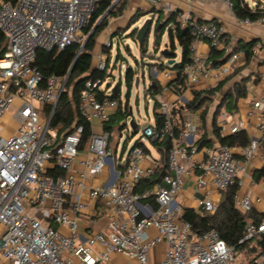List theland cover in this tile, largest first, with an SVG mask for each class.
I'll use <instances>...</instances> for the list:
<instances>
[{
    "label": "built area",
    "instance_id": "obj_1",
    "mask_svg": "<svg viewBox=\"0 0 264 264\" xmlns=\"http://www.w3.org/2000/svg\"><path fill=\"white\" fill-rule=\"evenodd\" d=\"M99 1L0 0V264H117L119 258V264H264V177L257 181L247 168L257 156L264 164L260 152L264 122H258L259 135L245 146L218 143L198 148L197 115L186 117L179 133L175 130V103L184 105L195 92L211 91L247 57L245 49L223 42L224 30L218 23H198L190 15L199 3L223 2L231 11L232 0H180L189 11L178 14L177 22L192 28L194 38L191 62L184 68L185 91L175 101L167 97L174 73L166 68L157 111L163 123L158 127L154 120L146 125L122 158L110 148L113 131H92L82 146V125H73L69 133L51 125L69 74L44 79L34 65L39 50L83 47L88 40L85 28ZM256 22L264 26V18ZM237 23L254 22L237 19ZM201 40L223 54L220 63L196 50ZM103 47L111 50L113 39ZM259 50L254 45L252 55ZM164 64L169 65L168 60ZM107 67L101 60L96 69ZM259 78L264 82V74ZM103 83L89 78L80 94L78 115L91 124H108L122 110L121 99L112 97L114 87ZM257 114H264V91L253 98L248 116ZM216 127L221 137H228L246 130L247 124L232 121L223 108ZM166 140L171 144L166 172L159 182L143 187L163 168L161 158L145 148ZM200 151L203 155L197 158ZM50 170L61 174L50 175ZM101 176L103 183H89ZM191 182L200 193L192 197V209L198 212L216 214L224 195L236 187L235 208L259 214V221L250 220L245 226L241 252L228 246L216 230L197 232L183 221L186 207L180 196ZM255 187L260 192L254 194ZM99 210L107 213L108 222L104 229L93 230ZM162 245L161 258L154 261V250Z\"/></svg>",
    "mask_w": 264,
    "mask_h": 264
},
{
    "label": "trees",
    "instance_id": "obj_2",
    "mask_svg": "<svg viewBox=\"0 0 264 264\" xmlns=\"http://www.w3.org/2000/svg\"><path fill=\"white\" fill-rule=\"evenodd\" d=\"M6 1L11 2L12 0H6ZM113 1L114 0L99 1L94 15L91 17L88 26L85 28V34L87 36H89L92 33L93 28L99 22V20L106 15L110 7L113 5ZM257 1H258L257 3L258 6L256 8H251L247 0H232L231 11L237 19H248L251 22H256L257 20L264 18V9H259L260 5L264 6V0H257ZM111 12H113V9L110 11V13ZM119 12H122V10H119ZM112 15H110V17H112ZM177 15H178L177 13L170 12L165 22H162L163 21L162 16L161 15L159 16L155 25L154 44L159 45V40L168 30V44L170 49L168 50L167 54L163 53L164 58L166 60L168 59V61L170 59L175 60L177 57L176 50L178 48H180L181 50V60L179 62H176L175 60L173 64L171 65L164 64L161 67L162 72L167 68L174 73V78L170 81L168 88L172 94H174L177 97H180L182 96L186 88L184 68L187 64L191 62V54H192L191 47L194 38L192 36V28L182 27L177 22ZM197 21L198 23L205 22L200 20ZM211 22H216V21L212 20ZM161 23H162L161 29L157 30V27ZM107 26H108V19L104 17L99 23L96 30L88 38V40L86 41L83 47H81V45H72L61 51L39 50L37 52L36 60L34 63L35 67H37V69L41 72L44 79H47L51 75L66 76L69 74V72L73 67V70L69 75L66 90L62 94L60 101L55 109L51 125L53 127L61 126L62 127L61 133L71 132L73 130V125H82L84 128V133L82 136V146L87 142V140L92 134V124L78 115L77 106L81 91L85 87V81L87 79L99 78L102 81H105L106 78L105 71H100L93 68L92 60H93V51L96 45V38L101 32L104 31V29ZM136 32L137 30L134 31V33ZM2 41L3 38L2 35H0V44ZM253 45H254L253 43L239 42L235 46V49L236 50L245 49L247 51L246 59L248 60L252 56L251 49ZM144 47L145 48L147 47V40H145L144 43L140 46V50L144 49ZM2 52L3 51L0 52V56L2 55ZM106 52L110 53V50L108 51L106 50ZM220 56H222V53L216 51L215 49H212L209 59L212 60L214 64L220 63L222 61L219 58ZM107 61H108L107 62V66H108L109 57L107 58ZM83 78L86 79L83 80L82 82L77 83L78 80H81ZM135 81H136L135 71H133L132 68H128L125 74V82L127 86L131 88L132 85L135 83ZM225 83L226 81L223 80L211 91L195 92L194 98L191 101L180 106L181 107L180 111L187 110V111L195 112L201 110L208 102L214 101L215 99L214 96L217 95L218 92L222 90ZM71 86H72V93L70 97L68 89ZM120 86L121 84L119 83L117 86L114 87V90L112 91L113 98H120L121 96ZM148 90L155 97V95L159 90V86L155 82V85H150ZM245 95H246L245 88L242 86V84H238L236 87V98L243 97ZM158 105L159 103L156 100L155 108H157ZM225 105L227 106L231 105L230 106L231 108L234 107V106L232 107L231 103H227V99L223 100L220 104H218L217 109L215 111V115L213 117V131L219 144L233 145L236 143V137L235 136L221 137L216 127L217 115L219 111L224 108ZM45 110L47 113H50L51 108L46 107ZM128 113L129 111L126 105V110H124V114L127 115ZM122 114L123 113L120 109L118 116ZM205 115H206V111H204L202 114L203 121L205 119ZM117 118L118 117H115L110 121V123L105 124L104 127L107 131H112V126L109 124L116 121ZM155 122L158 127L161 126L163 123V118L158 113H156ZM181 124L182 123H179V121L175 117V130L177 133H179V131L181 130ZM137 128H138L137 125H135V131L133 130V132L136 133ZM125 145L126 143L124 144V146ZM211 145H212L211 140L207 139L205 135L197 140L198 148H203ZM152 146L157 148L161 152V160L163 163V168H161L160 171H158L154 177L145 180L142 183L143 187H150L154 183L159 182L162 174H164L167 169L168 151L171 146L170 141L166 140L163 143L155 142L152 144ZM145 150L149 152L147 148H145ZM124 151H125V147L123 148L122 155L124 154ZM49 174L56 175V174H61V172L59 170H50ZM263 177H264V167L258 172V178L260 179ZM235 192H236V187H233L230 190H228V192L224 195V199L222 200L220 208L216 214L207 215L195 211L193 209H185V212L183 214V221L190 223L193 229L197 232H205L211 229L216 230L219 233L220 238L228 246L232 248H236L237 252L239 251L241 252L245 248V246L239 244V242L243 237V232L247 222L250 220L259 221L260 216L255 211L247 214L238 211L234 206V200H233Z\"/></svg>",
    "mask_w": 264,
    "mask_h": 264
},
{
    "label": "crops",
    "instance_id": "obj_3",
    "mask_svg": "<svg viewBox=\"0 0 264 264\" xmlns=\"http://www.w3.org/2000/svg\"><path fill=\"white\" fill-rule=\"evenodd\" d=\"M153 1L155 2V0ZM251 1L254 4H252ZM251 1L249 2L247 0L250 7L253 8L258 3V1L257 0H251ZM158 2L162 5H165V9L171 7L172 9L171 12L173 13H177L181 15L189 11V7L180 0H158ZM210 4L212 3H199L194 5L190 10V15H192L193 17H195L197 20L200 21H205V22L212 20L216 21V23H218L224 30V34H223L224 43L226 42L233 43L235 46L239 42L253 43L254 45L256 44L259 45L260 50L256 55H252L251 58L248 60L246 58L240 59L232 76V80H231L232 89L230 92V96H228L227 93H225L221 99L219 98L216 100L214 99L213 102L212 101L208 102L201 110L195 112H191L187 110L180 111L181 108L180 106L182 104L176 102L175 105L177 106V111L175 117L179 121V123H182V121L186 117L194 118L196 115L197 117L199 116L201 120V125L197 138L200 139L205 135L207 139L211 140L212 145H216L218 144V141L213 131V124H212L213 117L215 115V111L217 109L218 104H220L223 100L227 99V103H231L232 107L234 106L233 108L230 107L231 105L224 106V109H226L230 114V119L235 122L244 121L247 124V129L235 136L236 143L245 146L249 143V141L252 138L257 137L259 135L258 130L256 128L258 122L260 121L264 122V114L261 115L257 114L252 118L248 116L250 108L252 106L253 98L258 97L264 91V82H260V78H259L261 74H264V26L258 22H254L249 26H241L237 23V18L233 15L232 11H230L223 2H216L215 5H210ZM144 6L148 8H152L151 5L148 4V1H145L144 3L134 2L129 5L127 11L134 13L137 9L143 8ZM153 9L157 10L159 9V7L156 8L153 7L152 11ZM155 15L156 14L154 13L153 17ZM109 31H110V38L113 39L115 37L114 35L115 33L112 32L111 29ZM195 48L198 52L203 53L208 57L211 55V49L209 47L208 41L206 40H201L197 42ZM108 57H109L108 54L106 55L105 53L99 51L96 59L98 58L100 60L108 62L107 61ZM219 58L220 60H222L223 54ZM151 71H152V75L154 76L153 78L155 79L154 81H152L151 85H155V82L158 84L159 90L155 95V97L158 96L160 98V94L162 93V86L165 84V79L163 77L162 71L156 72L155 69H151ZM238 84H242V86L245 88L246 95L243 97L236 98V87ZM109 86L110 85H107V88ZM249 87H251L252 90H249ZM167 97L171 101H175L177 99V96H175L172 93L167 94ZM204 111H206V115L203 121L202 114ZM118 114L119 111L113 115L112 119L118 117ZM92 125H93L92 131H94L95 133H100L101 131L106 130L104 127L105 125L99 124L98 122H94L92 123ZM203 127H205V129ZM147 149L149 153L152 154L153 157L161 158V152L157 148L150 145L147 147ZM260 150H261L260 151L261 154H263L264 146H262ZM123 156L124 155L121 154L119 158H122ZM263 167L264 164L262 163L260 156H257V158L253 160L251 164L248 165L247 168L249 171H251L254 174V178L257 181H259L261 178L260 179L258 178V172ZM104 179L105 177L101 176L95 179H90L89 183H93V184L103 183ZM253 191L255 192L254 194L260 192L257 187L253 188ZM199 195L200 193L194 191L193 183L191 182L184 189L182 195L180 196V200L184 204L186 209H192V205H193L192 197L193 196L198 197ZM84 200H88L87 195L84 196ZM261 210L262 209H259L258 211L262 212ZM99 212L101 217L99 218L98 223L92 226L93 230L104 229L108 222L109 217L107 213L101 210H99ZM83 226H85V224ZM84 228L85 227H83V229ZM91 230L89 229L88 232ZM164 248L165 246L162 245L154 250V261L160 260L161 258L160 254ZM120 261H121L120 258L117 259V264H119Z\"/></svg>",
    "mask_w": 264,
    "mask_h": 264
},
{
    "label": "rangeland",
    "instance_id": "obj_4",
    "mask_svg": "<svg viewBox=\"0 0 264 264\" xmlns=\"http://www.w3.org/2000/svg\"><path fill=\"white\" fill-rule=\"evenodd\" d=\"M145 1H148V4L151 5L152 8L159 7L157 10L153 9L156 14L154 17L152 8L146 6L137 9L134 13L127 11L131 3H144ZM248 1L250 2L251 0ZM251 3L254 4L252 1ZM113 4V12L106 16L108 19V26L96 38L92 65L94 68L99 65L101 60L98 58L96 59L99 51L106 55L108 54L109 65L105 71L106 78L103 86L106 87L107 84H109L115 87L119 83L121 84L120 99L122 103L121 111L123 114L119 115L116 121L111 123L114 134L110 142V148L113 150L115 156L119 158L123 152V148L125 147L123 154L125 156L134 146L142 129L146 125L153 123L155 120L157 109L159 107L158 105V107L155 108V104L156 100L159 102V97H154L148 90L152 81L155 80L151 69H155L156 72L162 71L161 67L166 60L163 56V51L165 48L170 49L168 44V30L159 40V45L154 44L155 25L159 15L162 16V22H165L169 12L164 11L165 5H162L157 1L154 2L153 0H114ZM210 5H215V2H212ZM119 10H122V12H119ZM110 15H112V17H110ZM148 19H152L153 22L151 33L147 39V47L140 50V47L136 42L137 32L134 33V31L138 30ZM160 25H162V23ZM110 29L115 33V37L113 38V48L110 50V53H108L106 50L108 51L109 49L103 47V44L110 38ZM176 56L175 60L176 62H179L181 60L180 48L176 50ZM128 68H132V70L135 71L136 79L139 78L138 86H136V83H134L131 88L127 86L125 82V74ZM232 76L233 74L225 79L226 83L222 90L214 96L215 100L218 98L221 99L225 93L230 95L232 89ZM68 91L69 96L71 97L72 86L69 87ZM126 105L129 112L131 109V113H128L127 115L124 114ZM131 121H134L137 125V133L133 132V134H131ZM123 124H125L124 127H122ZM203 128L205 129V127ZM7 134L8 132L6 131L3 135L7 136ZM125 143L126 145L124 146ZM202 155L203 151H200L196 157L201 158Z\"/></svg>",
    "mask_w": 264,
    "mask_h": 264
},
{
    "label": "water",
    "instance_id": "obj_5",
    "mask_svg": "<svg viewBox=\"0 0 264 264\" xmlns=\"http://www.w3.org/2000/svg\"><path fill=\"white\" fill-rule=\"evenodd\" d=\"M113 7H114V4L110 7V9L108 10V12L106 13V15L104 16V17H106L109 13H110V11L113 9ZM104 17H102L100 20H99V22L95 25V27L93 28V31H92V33L96 30V28L98 27V25H99V23L101 22V20L104 18ZM152 24H153V22H152V19H148V20H146L145 21V23L137 30V34H136V42L138 43V45H139V47L144 43V41L145 40H147L148 39V37H149V35H150V33H151V27H152ZM161 27H162V25H159L158 27H157V30H160L161 29ZM170 29V28H169ZM91 33V34H92ZM91 34L88 36V38L91 36ZM81 50H82V48H81ZM80 50V51H81ZM168 50L169 49H164V51H163V53H168ZM76 60H77V58H76ZM224 61V60H223ZM76 62V61H75ZM175 62V60H173V59H170L169 61H168V64L169 65H171V64H173ZM74 66V65H73ZM72 70H73V67H72V69H71V71L69 72V75L71 74V72H72ZM86 78H83V79H81V80H78L77 81V83H79V82H82L83 80H85ZM138 82H139V78H137L136 79V86H138ZM130 113H131V109H130ZM123 126H124V124H123ZM130 126H131V128L135 131V122L134 121H131V123H130ZM135 133V132H134Z\"/></svg>",
    "mask_w": 264,
    "mask_h": 264
}]
</instances>
